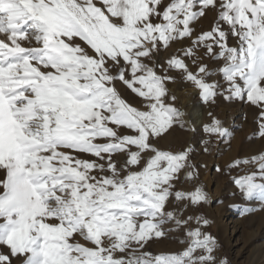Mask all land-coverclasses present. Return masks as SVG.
<instances>
[{
	"label": "snow or ice",
	"instance_id": "6c2138e0",
	"mask_svg": "<svg viewBox=\"0 0 264 264\" xmlns=\"http://www.w3.org/2000/svg\"><path fill=\"white\" fill-rule=\"evenodd\" d=\"M178 77L205 104L254 106L264 139V0H0V264H228L210 221L184 215L209 202L176 187L198 179L195 149L158 144L196 130ZM208 116L204 132L229 138ZM234 169L260 205L241 215L264 211V152ZM174 232L180 249L148 250Z\"/></svg>",
	"mask_w": 264,
	"mask_h": 264
},
{
	"label": "rangeland",
	"instance_id": "374dc122",
	"mask_svg": "<svg viewBox=\"0 0 264 264\" xmlns=\"http://www.w3.org/2000/svg\"><path fill=\"white\" fill-rule=\"evenodd\" d=\"M212 22L213 13H209L196 27L198 30H207ZM176 47L174 45L163 51L162 58L171 56ZM205 62L208 63L207 60ZM214 79L219 80L223 86L222 77L216 76ZM170 88L177 97L176 106L187 115L192 114L197 107L202 113V121L195 127V132L175 128L158 142L159 147L173 152L186 147L195 149L191 154V161L197 166L198 179L187 180L184 173H181L176 187L178 190L191 192L197 185H202L209 194V202L197 207L189 206L184 215H202L210 221L205 231L216 238L218 241L216 255L226 258L228 264H264V211L241 215L242 210L259 208L260 205L256 201L244 200L234 184L233 178L243 174L242 170L234 169L231 172L228 170V165L235 159L264 152V139L257 135L259 131L257 109L244 101H227L223 96H218L214 104H205L201 101L197 89L190 83L180 81L179 77ZM189 92L194 94V108L186 100ZM209 112L222 122L230 134L229 138H217L204 132L203 126L210 123ZM185 119L189 121L187 117ZM202 141H211L207 153L203 150ZM217 167L221 171L218 172ZM170 207L179 210L182 204L173 203ZM190 226L196 225L193 222ZM181 237L180 232L170 233L169 238L152 242L148 250L154 254L176 251L182 247L177 242Z\"/></svg>",
	"mask_w": 264,
	"mask_h": 264
},
{
	"label": "bare ground",
	"instance_id": "6f19581e",
	"mask_svg": "<svg viewBox=\"0 0 264 264\" xmlns=\"http://www.w3.org/2000/svg\"><path fill=\"white\" fill-rule=\"evenodd\" d=\"M186 96V95H185ZM186 100L188 101V104H191L190 106H193V102H194V94L193 92H189L186 96ZM187 119L189 120L191 126L196 127L197 124H200V122L202 121V113H201V109L199 107L195 108L192 112V114H188Z\"/></svg>",
	"mask_w": 264,
	"mask_h": 264
}]
</instances>
